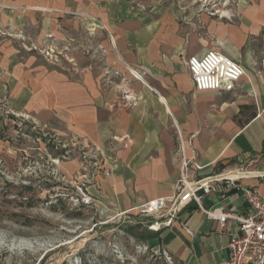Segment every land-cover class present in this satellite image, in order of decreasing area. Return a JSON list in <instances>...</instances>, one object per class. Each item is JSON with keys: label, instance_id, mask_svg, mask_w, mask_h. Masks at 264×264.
<instances>
[{"label": "crops", "instance_id": "crops-1", "mask_svg": "<svg viewBox=\"0 0 264 264\" xmlns=\"http://www.w3.org/2000/svg\"><path fill=\"white\" fill-rule=\"evenodd\" d=\"M65 4L72 5L70 0ZM128 5L80 0L96 21L85 16L80 44L86 55L81 53L79 62L100 58L102 71L83 64L78 76L71 70L59 73L27 58L20 62L16 54L20 85L12 94L38 121L97 152L102 170L91 182L96 195L117 213L173 193L180 147L203 165L192 177L230 172L234 180L215 181L214 191L199 204L188 203L157 234L163 249L181 264H225L226 244L237 222L227 219L219 228L203 209L243 212L244 187L264 195V0H227L223 15H210L207 9L197 17L194 11L173 12L168 6L153 14ZM90 24L95 29L88 33ZM1 47L5 69L13 64L15 50ZM207 49L244 68L233 90H195L185 57ZM21 83L29 93L19 90ZM123 87L136 96L135 105L124 102Z\"/></svg>", "mask_w": 264, "mask_h": 264}, {"label": "rangeland", "instance_id": "rangeland-1", "mask_svg": "<svg viewBox=\"0 0 264 264\" xmlns=\"http://www.w3.org/2000/svg\"><path fill=\"white\" fill-rule=\"evenodd\" d=\"M66 1L0 0V53L4 44L15 50L13 64L4 69L0 62V264H181L149 229L152 215L140 208L117 213L96 195L91 178L102 170L97 152L38 121L12 94L20 85L16 54L20 62L27 58L76 76L83 64L104 69L100 58L79 62L86 55L80 44L85 16L94 15L80 0ZM119 1L153 14L166 6L194 11L193 17L207 9L227 11V0ZM94 29L90 24L87 32ZM19 90L30 92L22 83Z\"/></svg>", "mask_w": 264, "mask_h": 264}, {"label": "built area", "instance_id": "built-area-1", "mask_svg": "<svg viewBox=\"0 0 264 264\" xmlns=\"http://www.w3.org/2000/svg\"><path fill=\"white\" fill-rule=\"evenodd\" d=\"M217 12L211 10L210 15ZM218 14L223 15L222 12ZM186 66L197 91H230L245 75L241 64L215 49H207L200 55L188 56ZM120 91L127 105L136 104V96L130 89L125 87ZM180 150L179 177L173 193L167 197L149 200L139 207L142 213L153 216L148 227L155 232L170 226L178 212L188 203L194 201L199 204L204 194L215 190V181L234 180L228 171L218 175L192 177V174L202 169L203 165L186 157L182 147ZM242 195L245 202L243 212H220L212 209L203 211L208 219L218 222L219 228H223L227 219H234L237 222L226 244L225 264H264V195L251 187L242 188Z\"/></svg>", "mask_w": 264, "mask_h": 264}, {"label": "trees", "instance_id": "trees-1", "mask_svg": "<svg viewBox=\"0 0 264 264\" xmlns=\"http://www.w3.org/2000/svg\"><path fill=\"white\" fill-rule=\"evenodd\" d=\"M157 234H158V231H157V232L154 234V236H156V237H157V236H158ZM143 238H145V239H146V236H144V235H143Z\"/></svg>", "mask_w": 264, "mask_h": 264}, {"label": "water", "instance_id": "water-1", "mask_svg": "<svg viewBox=\"0 0 264 264\" xmlns=\"http://www.w3.org/2000/svg\"><path fill=\"white\" fill-rule=\"evenodd\" d=\"M200 193H201V191H200Z\"/></svg>", "mask_w": 264, "mask_h": 264}]
</instances>
